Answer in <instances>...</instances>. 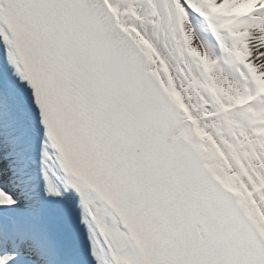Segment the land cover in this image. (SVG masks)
Masks as SVG:
<instances>
[{
    "label": "snow or ice",
    "instance_id": "6c2138e0",
    "mask_svg": "<svg viewBox=\"0 0 264 264\" xmlns=\"http://www.w3.org/2000/svg\"><path fill=\"white\" fill-rule=\"evenodd\" d=\"M0 264H264V0H0Z\"/></svg>",
    "mask_w": 264,
    "mask_h": 264
}]
</instances>
